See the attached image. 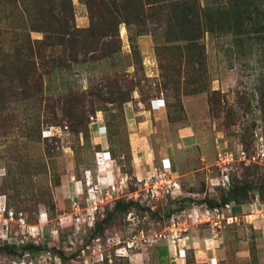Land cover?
Instances as JSON below:
<instances>
[{
    "label": "rangeland",
    "instance_id": "374dc122",
    "mask_svg": "<svg viewBox=\"0 0 264 264\" xmlns=\"http://www.w3.org/2000/svg\"><path fill=\"white\" fill-rule=\"evenodd\" d=\"M117 1L119 9L127 5L126 0ZM87 2L72 0L75 25L82 30L76 43L64 35L53 51L18 53L22 63H35L21 71L0 60V80L14 74L10 91L4 93L0 85V247L5 243L16 247L12 253L0 248V264H158L157 248L161 255L167 253L152 240L163 226L161 216L149 213L142 222L143 212L136 208L131 219L148 231L149 240L134 239L129 224L133 222L128 223L126 214L115 211L107 217L113 202L105 199L99 212L88 217L83 215L86 191L74 199L81 203L74 211L57 188L68 172L76 177L85 168L96 172L99 145L94 127L101 125L107 148L119 170L129 173L128 189H133L128 135L136 128L144 133L152 130L154 97L163 98L166 126L173 137L183 127L196 135V144L178 150L177 175L185 205L206 198L218 201L233 184L250 186L243 203L257 199L260 203L254 209L260 214L239 216L235 223L233 218L228 223L231 215L225 213L229 216L221 219L220 228L197 223L192 215L187 219L193 224L190 232L199 227L208 235L214 230L223 241L215 245L222 247L217 264H264V237L254 227L264 215V158L258 155L264 150V0H251L249 9L244 0L238 2L245 12L242 33L233 15V0H196L205 24L200 38L205 67L197 84L193 78L199 64L190 59L192 52L185 50L184 40L165 36L168 20L162 26L151 18L134 21L132 8L127 11L129 23L121 16L122 21L111 26L110 20L104 24L97 18L94 8L91 14ZM14 4L23 15L26 34L32 40L42 39V31L29 28L39 19L44 0H14ZM141 5L144 14L153 12L151 3ZM162 10L173 15L175 7L167 3ZM113 26L120 45L106 35ZM177 45L181 48L175 49ZM110 46L118 50L109 52ZM148 53L154 73H147L143 65ZM164 75L170 80L167 88L162 85ZM121 93L126 95L118 99ZM126 105L140 110L137 123L126 118ZM147 138L153 139V134ZM205 164L210 165L208 171L202 168ZM191 195L195 200L188 198ZM169 208L170 203L158 204L156 210L166 214ZM262 228L264 233V221ZM130 240H136L137 247L123 249ZM28 243L47 247L30 252L24 250ZM184 256L185 264H208L196 259L195 248Z\"/></svg>",
    "mask_w": 264,
    "mask_h": 264
},
{
    "label": "trees",
    "instance_id": "16d2710c",
    "mask_svg": "<svg viewBox=\"0 0 264 264\" xmlns=\"http://www.w3.org/2000/svg\"><path fill=\"white\" fill-rule=\"evenodd\" d=\"M27 0H22V3ZM127 5L118 8L119 2L117 0H88V9L91 14H93V8L97 13V18L101 20L102 23H106V20L111 21V26L114 21L120 23V17H124L127 23L129 20V12L133 8L134 13L133 16L134 21L143 22L145 19L151 18L159 23V26L163 24L168 26L166 31L164 30L165 36L167 38H173L174 40L181 39L185 41L184 47L187 52H192L189 56L190 59L193 58L197 64H199V68L196 69L197 75L193 78L194 83H198L201 77V72L203 71L202 67L204 66V45L200 42V38L205 31L204 20L202 19V15L199 12V6L195 3L196 0H126ZM151 3V8L153 10L152 13L144 14V10L142 9L143 2ZM235 2L236 11L233 13L234 17L239 21V33H242V26L244 22L245 12L243 9L239 8L238 2L241 0H233ZM237 1V2H236ZM251 0H244L246 8L249 9L251 5H253ZM169 4L170 6L175 7V12L173 15L162 10L163 4ZM94 5V6H93ZM198 8V11L196 10ZM17 6L14 4V0H0V60H3L4 64H8L9 68L14 69L17 68L19 71L24 69L28 65H34L30 61L27 63H22L18 58H16L18 53L21 52H46L47 49L51 48L53 51V47L57 48V45L60 44L59 40L64 36H69L71 40H74L73 44L76 43V38L82 34V30L78 29L75 25L74 12L72 0H44V6L39 11V19L34 24H31V30L33 31H42L44 33V37L40 40H32L30 35L26 32V24L23 18V15L16 11ZM237 12V13H236ZM94 16V15H93ZM92 16V17H93ZM168 16V17H167ZM261 16L264 17V11H261ZM201 17V18H200ZM166 22V23H165ZM20 23V26L19 24ZM5 24H9L10 26H6ZM16 25V26H15ZM177 25V27H175ZM14 27V28H13ZM20 30V32H16L15 30ZM210 29H213L210 26ZM94 31V30H93ZM90 29V34L94 35ZM101 32H97L96 34H100ZM106 35L114 38L115 41L119 42L120 38L116 28H111ZM176 48H181L180 45H177ZM118 50V46L109 47L108 51L114 52ZM15 52V53H14ZM15 57L14 61H9V59ZM22 63V64H21ZM59 65V64H55ZM12 72V71H11ZM9 75V74H8ZM7 75V76H8ZM10 75H14L10 73ZM4 76L3 79L0 80V85L2 87V91L4 93L10 91L11 86L8 83H11L14 80V77ZM169 79L164 75V80L162 85L164 87H168ZM264 91V88H263ZM216 94V91H213ZM126 95V94H125ZM124 93L118 95V99L124 98ZM264 95V94H263ZM129 174L128 172L124 171ZM249 185L247 184H233L227 188V191L220 196V199H204L209 207H214L218 205L226 206L230 202H234L235 204L243 203V200L248 192ZM134 207L135 209L140 208L133 204V202L129 200H125L124 198H120L115 200L113 208L111 211L107 213V217L111 218L113 213L116 211L127 214V212ZM141 211V210H140ZM105 221V220H104ZM98 231L103 232V228H98ZM255 246V245H254ZM45 243L42 245H37L33 243H28L24 246V250L34 252L45 249ZM6 252L12 253L16 251V247L13 244H3L0 247ZM51 251H55L54 248H51ZM55 253V252H54Z\"/></svg>",
    "mask_w": 264,
    "mask_h": 264
},
{
    "label": "crops",
    "instance_id": "0c3cea01",
    "mask_svg": "<svg viewBox=\"0 0 264 264\" xmlns=\"http://www.w3.org/2000/svg\"><path fill=\"white\" fill-rule=\"evenodd\" d=\"M146 43L147 41L144 40ZM143 65H145V69L147 73H154L153 59L151 54H147L144 57ZM150 108L154 113V118L152 120V130L144 133L142 130L130 132L128 135V143L130 147V163L133 170V179L142 178L150 173L155 172L158 168L166 167L172 173L176 175L178 172V150L179 148H189L197 143L196 135L190 130L188 127L180 128L176 133L175 137L170 134L167 129V116L165 111L163 110L165 107V103H163L160 97H154L151 99ZM140 110L138 108L134 109L133 106H125V115L126 118H133V124L137 123L136 117H138ZM139 124V123H138ZM134 127V125H133ZM136 127V125H135ZM136 132V133H135ZM103 129L101 125L94 127V140L95 143L99 145V149L95 150V170L96 172L90 168H85L82 170L81 177H76L73 172H68V177L62 180V183L59 187L61 193L62 201L64 199H68L70 201V205L74 202V199H79L82 196V191L85 188V171L89 170L93 181L95 182L96 177H100L103 181L107 182H117L121 179L125 173L124 171H120L119 164L117 163L116 157H114L111 153V150L107 148V142L103 138ZM153 134V139H148L147 136ZM206 156L204 155L202 160H205ZM100 160L103 161V164H98ZM203 162V161H202ZM209 163V161H207ZM202 168H206L209 170V164L202 165ZM128 175V174H127ZM178 176V175H177ZM179 178V177H178ZM179 182L181 184V180L179 178ZM190 193V192H189ZM192 195L196 194L193 191ZM191 197L195 200L194 196ZM261 202V201H260ZM257 203L260 205L258 199L255 201H251L249 203H240L235 204L234 202H230L228 206H221L223 217L226 218L229 215L231 217L228 220V223H235V219H238L239 216L243 218H249L254 215H258V212L254 211L255 207H257ZM56 204L60 205L61 202L58 201ZM59 208V206H58ZM246 209H249L247 212ZM244 212L242 215H238L239 212ZM229 214L225 217L224 214ZM67 213H65L66 215ZM232 221V222H231ZM264 221V215L260 217L257 221L254 222V227L257 231H260L261 235L264 237V233L262 232V226ZM251 223V220L249 221ZM193 228V224L190 226ZM203 230V229H202ZM201 228H195L193 230H189L186 237L183 238V246L180 250L174 251L172 247L165 241L159 240L157 246L166 247V254L161 255L160 247L158 249V264H185V256L184 253L188 251V249L195 248V257L196 259H200L203 263L211 264L210 259L213 257V264H217L219 249L222 247L215 246L218 243H223L220 238L216 237V233L214 230L207 235L201 233ZM208 232V230H207ZM212 233L214 235H212ZM262 238V237H261ZM255 239H257L255 237ZM210 243V244H209ZM207 244V246L205 245ZM258 246V244H256ZM264 244H262V247ZM207 247V248H206ZM198 249V250H197ZM197 250V252H196Z\"/></svg>",
    "mask_w": 264,
    "mask_h": 264
},
{
    "label": "built area",
    "instance_id": "2783aa9c",
    "mask_svg": "<svg viewBox=\"0 0 264 264\" xmlns=\"http://www.w3.org/2000/svg\"><path fill=\"white\" fill-rule=\"evenodd\" d=\"M258 155L264 158V150H261V153ZM98 164H103V161L100 160L97 165ZM223 176H225V179L228 178L225 174H223ZM128 179L127 174H124L117 182L103 181L100 177H96L94 182L90 171L86 170L85 188L83 190L87 193L84 197L86 211L83 215L93 217L99 212V208L105 199L114 203L115 200L124 198L125 200L133 202V204H136L140 208L143 212L140 218L142 222L145 221L149 213L161 216L163 219V226L160 231L152 235V240H165L174 251H178L182 248V240L187 236L191 225L187 223V219L192 217V215L195 217L197 223L203 224L207 222L211 228L214 226L221 227V219L224 218L221 206L209 207L205 201H201L194 205H185L186 197L183 196L184 192L179 178L166 167L158 168L155 172L145 177L136 178L133 181V189L131 190L128 189ZM167 203H170V208L166 214L156 210L158 204L164 205ZM79 204L81 203H71V207L74 208V211H79ZM191 204H193V201ZM134 210L135 208L130 209L126 214L128 223L130 221L133 222L131 218L136 216ZM258 214H260V210ZM137 223L138 220L137 222L129 223L132 224V230L130 229L131 232H135L132 234V238L135 239L136 237L141 240H149L148 231L145 230L144 227H140V224L137 225ZM148 223L154 224L153 221ZM156 223L159 224L157 221ZM134 241L136 240L127 241L125 248L123 245L122 248L125 250L136 248L137 245L135 246V243H133Z\"/></svg>",
    "mask_w": 264,
    "mask_h": 264
},
{
    "label": "clouds",
    "instance_id": "9594fccd",
    "mask_svg": "<svg viewBox=\"0 0 264 264\" xmlns=\"http://www.w3.org/2000/svg\"><path fill=\"white\" fill-rule=\"evenodd\" d=\"M161 99V101L163 102V98H160ZM164 103V102H163Z\"/></svg>",
    "mask_w": 264,
    "mask_h": 264
}]
</instances>
